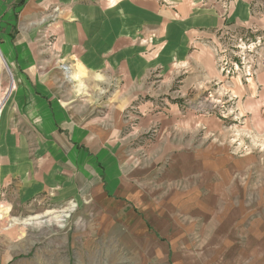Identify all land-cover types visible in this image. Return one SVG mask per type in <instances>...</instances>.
Segmentation results:
<instances>
[{
	"label": "crops",
	"instance_id": "0c3cea01",
	"mask_svg": "<svg viewBox=\"0 0 264 264\" xmlns=\"http://www.w3.org/2000/svg\"><path fill=\"white\" fill-rule=\"evenodd\" d=\"M259 1L0 0L15 84L0 119V198H125L143 150L171 146L182 122L193 129L176 99L210 81L206 40L250 20Z\"/></svg>",
	"mask_w": 264,
	"mask_h": 264
},
{
	"label": "rangeland",
	"instance_id": "374dc122",
	"mask_svg": "<svg viewBox=\"0 0 264 264\" xmlns=\"http://www.w3.org/2000/svg\"><path fill=\"white\" fill-rule=\"evenodd\" d=\"M251 17L206 40L210 81L176 99L193 129L182 122L171 146L143 150L125 198L59 202L50 194L23 206L0 198V210L9 208L0 264H264V0ZM1 66L0 119L15 88ZM61 71L68 77L70 66Z\"/></svg>",
	"mask_w": 264,
	"mask_h": 264
},
{
	"label": "bare ground",
	"instance_id": "6f19581e",
	"mask_svg": "<svg viewBox=\"0 0 264 264\" xmlns=\"http://www.w3.org/2000/svg\"><path fill=\"white\" fill-rule=\"evenodd\" d=\"M4 60H3V58H2V55H1V53H0V71L2 70V66H1V64H2V62H3ZM10 71V70H9ZM70 78V77H69ZM1 208H3V207H1ZM8 211H9V208H4L3 210H0V220L2 219V218H4V217H7V213H8ZM58 220V219H57Z\"/></svg>",
	"mask_w": 264,
	"mask_h": 264
}]
</instances>
